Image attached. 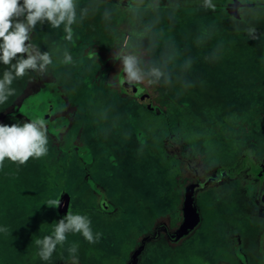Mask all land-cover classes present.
Segmentation results:
<instances>
[{"label": "rangeland", "instance_id": "obj_1", "mask_svg": "<svg viewBox=\"0 0 264 264\" xmlns=\"http://www.w3.org/2000/svg\"><path fill=\"white\" fill-rule=\"evenodd\" d=\"M131 2L81 0L90 12L73 26L72 42L62 28L37 26L33 39L41 51L53 50V64L32 83L16 82L21 94L0 108V123L46 120L49 153L19 167L6 161L0 171V227L9 229L0 233V264H70L73 242L79 264H130L142 246L138 264H240L248 247L246 264H264V208L256 194L264 177L244 172L242 184H232L224 175L244 157L264 165V40L231 29L227 0H218L215 12L198 11L200 0H160L159 11L147 6L152 0ZM257 26L264 32V20ZM128 51L165 74L137 85L152 97L151 111L120 89L117 54ZM4 69L0 64V74ZM186 81L194 87L186 89ZM177 176L188 182L181 214L164 219L181 191ZM188 190L197 229L174 242ZM49 199L61 206L49 208ZM69 206L90 217L101 239L89 244L69 234L43 262L34 241L51 234Z\"/></svg>", "mask_w": 264, "mask_h": 264}, {"label": "clouds", "instance_id": "obj_2", "mask_svg": "<svg viewBox=\"0 0 264 264\" xmlns=\"http://www.w3.org/2000/svg\"><path fill=\"white\" fill-rule=\"evenodd\" d=\"M138 2L143 5L145 0ZM147 6L159 11L161 3L160 0H152ZM179 6L177 3L176 7ZM218 6V0H200L197 10L215 12ZM132 7L133 4L129 0L128 8ZM165 7H171V4ZM223 7L227 10L233 31L245 34L251 41L264 40V32L257 26L259 21L264 20V0H227ZM89 12L90 5L82 6L81 0H0V64L5 66L0 74V108L21 94L15 86L17 81L27 77L28 83H32L33 74L43 77L53 64V50L41 51L33 39L37 26L47 24L53 30L62 28L63 39L72 42L73 26L83 23ZM108 16L106 11L104 17ZM117 57L122 64L125 82L131 88L143 85L148 77L159 80L165 75L157 67L146 68L139 54L128 51L118 53ZM211 58L213 62L221 59L216 51L211 53ZM205 60L208 58L205 57ZM63 61H72V55L67 49L63 52ZM186 67L191 68L190 60ZM168 82L170 83V78ZM184 86L186 89L194 87L187 81ZM48 131L47 121L40 118L27 119L25 122L11 125L0 123V171H3L6 161L19 167L24 166L30 158L46 157L50 144ZM46 205L56 209L61 206V200L49 199ZM0 233L7 235L9 229L0 227ZM69 234H80L89 244L98 243L102 236L93 230L88 215L73 212L69 206L66 215L55 222L51 234L35 239L40 260L50 262L58 246L63 247L67 243ZM78 249L79 245L75 242L68 247L70 264H79Z\"/></svg>", "mask_w": 264, "mask_h": 264}, {"label": "flooded vegetation", "instance_id": "obj_3", "mask_svg": "<svg viewBox=\"0 0 264 264\" xmlns=\"http://www.w3.org/2000/svg\"><path fill=\"white\" fill-rule=\"evenodd\" d=\"M122 83H123V79H121L120 80V89H122V91H123V87H122ZM139 94H140V92H139ZM127 95V94H126ZM128 96V95H127ZM134 97H136L137 98V100H138V97L137 96H134ZM141 104V103H140ZM142 105V107L143 108H145V109H147V110H149V111H151V110H153V107H152V109H148L147 108V106H144L143 104H141ZM152 106H153V103H152ZM173 158V156L172 155H170V160ZM246 159H248V160H250L252 163H254L255 164V169L254 170H252L250 167H248L247 166V168H245V169H243L241 172H239L235 177H232V176H230V172H233L234 171V169L237 167V165H239L240 163H242L244 160H246ZM174 164H176L177 163V159H176V161H174V158L171 160ZM179 162H180V160H179ZM179 165L180 166H185V158H184V162L182 161V162H180L179 163ZM178 165V166H179ZM244 172H247L249 175H251V176H253V177H259V178H262V177H264V165H259V164H257L255 161H253V159H251L250 157H244L242 160H240L239 161V163L238 164H236V165H233L232 167H230V168H228V169H225L224 170V175L227 177V179H229L231 182H232V184H236V183H233L235 180H238L239 179V177H240V175L242 174V173H244ZM197 178L195 177V179L193 178V180H195L196 181V183L194 182L193 184H198L197 183V181L198 180H196ZM255 179V178H254ZM175 180H177L178 181V187H179V189H181V191H178V195L176 196V204H175V206H174V208L171 210V211H169V210H166L165 212H163V213H161V216L164 218V219H167V218H171L172 216V214H175V216L177 217V216H180V214H181V210H180V204H181V199H182V195H183V189H185L186 187V184L188 183L187 182V180L186 179H184V178H182L181 176H177L176 177V179ZM254 181V180H253ZM242 181H241V179H239V181L237 182V183H240V184H242L241 183ZM250 182V181H249ZM255 182H257V181H255ZM255 186H257V185H255ZM258 187V186H257ZM259 188V187H258ZM178 189V190H179ZM256 194H258V203L259 204H261L262 206H263V208H264V191L262 192V194L260 195L259 194V190L258 189H256ZM176 195V194H175ZM187 201H188V199L190 198V197H192V202H193V207H194V199H193V195H192V193L190 192V190H188L187 191ZM187 201H186V203H187ZM106 203L105 202H103V207H106V205H105ZM185 206H186V204H185ZM195 208V207H194ZM195 210V209H194ZM184 215H185V217H186V212H185V207H184ZM185 217H184V221H185ZM184 223V222H183ZM197 224V223H196ZM195 227H196V225H195ZM195 227L193 228V229H195ZM262 228H264V226L262 227ZM180 229V228H179ZM192 229V230H193ZM197 229V228H196ZM195 229V230H196ZM191 230V231H192ZM199 230H201V229H199ZM190 231V232H191ZM189 232V233H190ZM198 232V231H197ZM177 233V232H176ZM188 233V234H189ZM199 233V232H198ZM187 234V235H188ZM186 235V236H187ZM185 237V236H184ZM172 239H173V237H172ZM182 239V238H181ZM180 240V239H179ZM179 240H176V241H179ZM173 241L174 242H176L174 239H173ZM196 246V245H195ZM198 250H200V249H198ZM248 250H249V247H248V249L246 248L245 249V253L243 254V261L244 262H242V263H240V264H246V262L249 260V258L247 257V253H248ZM201 251V250H200ZM243 253V252H242ZM246 255V256H245ZM205 259L207 260V259H209V256H205ZM214 262H218V261H214ZM220 262V261H219ZM222 262V261H221ZM131 263V262H130ZM136 264H138V261H137V263Z\"/></svg>", "mask_w": 264, "mask_h": 264}, {"label": "water", "instance_id": "obj_4", "mask_svg": "<svg viewBox=\"0 0 264 264\" xmlns=\"http://www.w3.org/2000/svg\"><path fill=\"white\" fill-rule=\"evenodd\" d=\"M123 91L125 94L128 96L138 97V101L143 104L144 106H147L148 109H152V103L153 99L149 95H144V94H139L140 90L137 86V88H131L126 82L122 83ZM185 212H186V217L185 221L180 227V229L177 231V233L173 236V239L179 240L186 236L196 225L197 223V215L193 207V202H192V197H190L186 203L185 206ZM143 249V246L140 247L133 255L131 263L130 264H136L138 261V254L141 252Z\"/></svg>", "mask_w": 264, "mask_h": 264}, {"label": "trees", "instance_id": "obj_5", "mask_svg": "<svg viewBox=\"0 0 264 264\" xmlns=\"http://www.w3.org/2000/svg\"><path fill=\"white\" fill-rule=\"evenodd\" d=\"M247 166L250 167L252 170L255 169V164L252 163L250 160L246 159L242 163H240L239 165H237V167L234 169L233 172H230L229 173L230 176L235 177L239 172H241L243 169L247 168Z\"/></svg>", "mask_w": 264, "mask_h": 264}]
</instances>
